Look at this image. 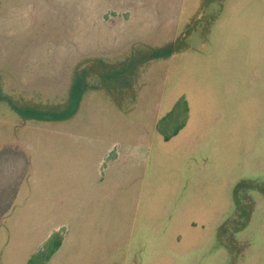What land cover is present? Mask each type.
<instances>
[{
	"label": "rangeland",
	"instance_id": "rangeland-1",
	"mask_svg": "<svg viewBox=\"0 0 264 264\" xmlns=\"http://www.w3.org/2000/svg\"><path fill=\"white\" fill-rule=\"evenodd\" d=\"M83 71L69 119L0 101V264L55 232L47 264H264V0H0L4 95L60 108Z\"/></svg>",
	"mask_w": 264,
	"mask_h": 264
},
{
	"label": "trees",
	"instance_id": "trees-1",
	"mask_svg": "<svg viewBox=\"0 0 264 264\" xmlns=\"http://www.w3.org/2000/svg\"><path fill=\"white\" fill-rule=\"evenodd\" d=\"M175 49L172 45L165 46L163 48H155L142 55L139 61H148L151 59L166 58L171 55ZM135 60V59H133ZM131 64V63H130ZM83 73L77 74L75 80L69 90V97L64 106L60 108H45L38 107L29 104H17L9 96L4 95L0 90V101H4L8 104L10 109L14 111L23 120H36V121H63L72 117L77 111L82 94L85 92V84L83 79ZM119 75V71L114 72L113 76ZM108 77V75L106 76ZM187 108L182 100L177 101L173 108L164 115L157 123L156 130L162 135L165 141H168L174 137L179 130L184 126ZM248 182L243 180L234 188V195L245 188ZM253 184H249L247 187H251ZM259 191L264 193V187L254 186ZM237 212L231 220L225 222L219 230V236L225 233H233L243 229L248 221V207L241 205L237 201ZM221 241V239H220ZM61 243V236L59 232H55L51 235L46 242L34 253L27 261V264H47L50 257L59 248ZM221 243H223L221 241Z\"/></svg>",
	"mask_w": 264,
	"mask_h": 264
}]
</instances>
